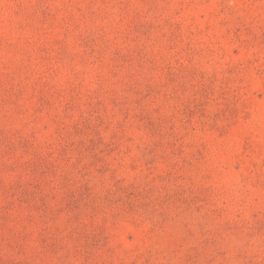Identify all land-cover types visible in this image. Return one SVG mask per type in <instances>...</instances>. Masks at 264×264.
<instances>
[{"label":"rangeland","instance_id":"rangeland-1","mask_svg":"<svg viewBox=\"0 0 264 264\" xmlns=\"http://www.w3.org/2000/svg\"><path fill=\"white\" fill-rule=\"evenodd\" d=\"M0 264H264V0H0Z\"/></svg>","mask_w":264,"mask_h":264}]
</instances>
